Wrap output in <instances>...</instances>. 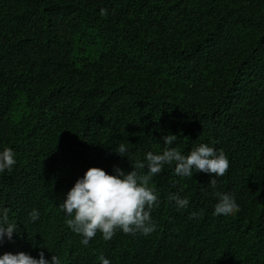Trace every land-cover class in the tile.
<instances>
[{
	"label": "trees",
	"instance_id": "16d2710c",
	"mask_svg": "<svg viewBox=\"0 0 264 264\" xmlns=\"http://www.w3.org/2000/svg\"><path fill=\"white\" fill-rule=\"evenodd\" d=\"M173 134L230 167L149 186L155 230L87 245L59 207L90 167L147 174ZM124 143L125 157L114 151ZM0 209L17 225L5 252L51 264H264V0H0ZM239 211L215 215L218 197ZM187 199L178 208L170 197ZM39 212L32 222L30 213Z\"/></svg>",
	"mask_w": 264,
	"mask_h": 264
},
{
	"label": "clouds",
	"instance_id": "9594fccd",
	"mask_svg": "<svg viewBox=\"0 0 264 264\" xmlns=\"http://www.w3.org/2000/svg\"><path fill=\"white\" fill-rule=\"evenodd\" d=\"M178 137L168 134L162 137L165 148L161 154L148 152L147 174L140 175L137 168L145 167L144 164L132 165L133 170L127 174L116 169V174H108L99 167H90L84 176L78 179L68 191L66 199L59 204L60 209L69 217L66 220L68 227L77 234L83 235L82 244L87 245L97 232L102 233L103 239L109 241L115 235L117 229L125 234L135 235L141 232L145 235L155 230L151 222V210L156 205L158 197L153 188L149 186L153 176L159 174L165 164L175 162V172L178 176L193 177L195 172L213 174L209 185L217 187L216 177L224 176L230 167L229 159L220 150L206 143L195 146L188 155H183L173 147V142ZM128 151L124 143L114 151L119 156L125 157ZM16 164L15 153L11 148H4L0 152V172L11 171ZM218 197L215 205V215H232L239 211V206L233 196L214 192ZM175 200L178 208L186 207L187 199H181L178 195L170 197ZM9 210L0 209V244L5 238L9 241L16 233L17 225L9 223ZM31 221L39 218V212L35 209L29 214ZM102 264H110L104 256L99 257ZM0 264H49L43 251L39 253V259L34 258L23 251L13 254L5 252L0 255ZM51 264H61L60 258L53 255Z\"/></svg>",
	"mask_w": 264,
	"mask_h": 264
}]
</instances>
